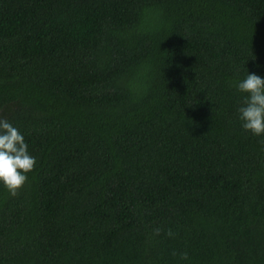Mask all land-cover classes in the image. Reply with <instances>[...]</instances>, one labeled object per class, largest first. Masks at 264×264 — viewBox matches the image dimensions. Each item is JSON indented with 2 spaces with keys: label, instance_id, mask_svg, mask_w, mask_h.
Listing matches in <instances>:
<instances>
[{
  "label": "trees",
  "instance_id": "trees-1",
  "mask_svg": "<svg viewBox=\"0 0 264 264\" xmlns=\"http://www.w3.org/2000/svg\"><path fill=\"white\" fill-rule=\"evenodd\" d=\"M264 0H0V264H264Z\"/></svg>",
  "mask_w": 264,
  "mask_h": 264
},
{
  "label": "clouds",
  "instance_id": "clouds-1",
  "mask_svg": "<svg viewBox=\"0 0 264 264\" xmlns=\"http://www.w3.org/2000/svg\"><path fill=\"white\" fill-rule=\"evenodd\" d=\"M234 86L244 94L236 109L241 128L256 137L264 136V76L247 70ZM35 163L24 134L9 120L0 118V185L16 195Z\"/></svg>",
  "mask_w": 264,
  "mask_h": 264
}]
</instances>
